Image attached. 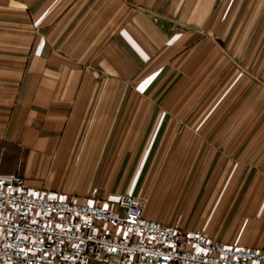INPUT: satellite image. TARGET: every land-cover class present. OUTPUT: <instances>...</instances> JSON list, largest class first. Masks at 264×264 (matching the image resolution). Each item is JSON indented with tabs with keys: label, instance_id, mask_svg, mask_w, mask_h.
Listing matches in <instances>:
<instances>
[{
	"label": "crops",
	"instance_id": "crops-1",
	"mask_svg": "<svg viewBox=\"0 0 264 264\" xmlns=\"http://www.w3.org/2000/svg\"><path fill=\"white\" fill-rule=\"evenodd\" d=\"M249 5L264 8L0 0V173L62 198L138 194L150 217L264 248V112L244 96L262 87L243 35Z\"/></svg>",
	"mask_w": 264,
	"mask_h": 264
},
{
	"label": "built area",
	"instance_id": "built-area-1",
	"mask_svg": "<svg viewBox=\"0 0 264 264\" xmlns=\"http://www.w3.org/2000/svg\"><path fill=\"white\" fill-rule=\"evenodd\" d=\"M145 208L130 192L62 198L0 173V264H264V248L213 239Z\"/></svg>",
	"mask_w": 264,
	"mask_h": 264
},
{
	"label": "rangeland",
	"instance_id": "rangeland-1",
	"mask_svg": "<svg viewBox=\"0 0 264 264\" xmlns=\"http://www.w3.org/2000/svg\"><path fill=\"white\" fill-rule=\"evenodd\" d=\"M260 1L264 2V0H260ZM243 12L245 13V18H244L245 21L243 23V26L245 28L243 32H245V34H243V35H245V39H246L247 53H248V50H251V51H253V54H256V57L258 58V60L261 59V65L259 67H257V69H255L254 73L251 71L250 74H251L252 79H254V80L260 82V84H262V87L260 89H251V88L249 89V88H247L245 90L244 96L254 98V100H256L255 102L260 100V102H261L260 107L262 109V112H264V25H261V26H259V28L256 29V27H258V25L254 24V22L252 20L254 13L257 12V15L260 14L259 15L261 18L260 23L264 22L263 21V19H264V8L256 10V8H254L253 5L252 6L249 5V7L244 9ZM237 23H239V22H237ZM258 29L260 31H256ZM241 32H242V30H241ZM239 37H241V36H239ZM255 44H256V46H255ZM251 66H253V65H251ZM253 75L256 78H253ZM253 101L251 103V107H253Z\"/></svg>",
	"mask_w": 264,
	"mask_h": 264
}]
</instances>
